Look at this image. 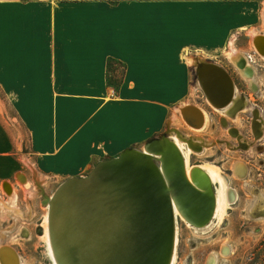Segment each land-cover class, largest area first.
Segmentation results:
<instances>
[{
    "label": "crops",
    "instance_id": "crops-1",
    "mask_svg": "<svg viewBox=\"0 0 264 264\" xmlns=\"http://www.w3.org/2000/svg\"><path fill=\"white\" fill-rule=\"evenodd\" d=\"M262 4L0 0V91L19 126L15 133L0 124V193L7 197L6 180L17 194L18 180L31 181L33 169L75 175L102 151L148 139L183 99L182 87L192 78L197 86L186 56L216 58L231 76L230 47L249 63L264 35ZM111 60L122 64L120 75L109 71ZM254 78L264 86V72ZM23 145L30 151L24 160L8 154Z\"/></svg>",
    "mask_w": 264,
    "mask_h": 264
},
{
    "label": "rangeland",
    "instance_id": "rangeland-1",
    "mask_svg": "<svg viewBox=\"0 0 264 264\" xmlns=\"http://www.w3.org/2000/svg\"><path fill=\"white\" fill-rule=\"evenodd\" d=\"M262 2L261 24L264 31V0ZM220 56L218 59L228 60L224 56ZM226 56L228 57L227 53ZM258 56L262 57L263 55ZM186 58L188 62V59L193 56L190 54ZM208 60L215 62L217 59ZM255 60L256 63H261L256 56ZM231 62L235 64L230 59L226 65L232 72V78L235 79L237 92L244 93L245 87L239 75V68ZM108 64L109 71L115 73L116 76L123 72L121 63L111 60ZM251 65L255 66V64ZM112 81H116L113 79V75ZM188 84V86L182 87L185 90L183 99L171 105L161 129L148 139L130 145L128 143L118 150L102 151L101 156L93 165L85 167L75 175L36 176V170L33 169L34 177L32 182L30 181L33 184L32 188L23 189L18 182L21 187L17 186V194L15 191L13 202L0 193V245L6 244L15 248L27 264H52L45 239V217L48 207L44 203V197L52 196L67 179L86 176L100 161L118 157L127 148L143 151L145 142L164 134H168L166 137L169 138L170 129L176 128L184 136L201 138L200 150L190 152L191 166L203 164L217 168L239 197L238 199L236 197L237 201L235 200L230 205L220 221L213 218L202 229H194L187 225L185 220L176 216L174 233L178 240L172 248L175 253L173 264H207L210 254H215L214 264H264V217L254 218L248 212L249 204L254 198L253 194H258L256 191L259 190L264 194V89L262 97H256L253 93L248 97L250 100L246 97L248 99L246 107L231 117L215 111L205 103L206 101L193 78ZM116 88L117 86L114 85L113 89L116 90ZM185 103H197L196 105L200 104L199 106L202 105L206 110L208 117L202 130L192 131L179 119L178 108ZM254 108H260L261 113L259 111L253 113L250 132L249 120ZM0 124L9 127L15 133L19 132V126L1 91ZM233 127L239 133L236 132L232 135L230 131ZM29 152V149L23 145L22 148L13 147L8 154L15 159L19 157L24 160ZM3 154L5 153L0 152V156ZM155 158L153 162L157 165L158 162H155ZM239 161L247 165V167L245 165V175L244 173L238 175L234 173L235 166ZM215 185L213 183L214 188H216ZM223 244L229 245L228 254L221 253Z\"/></svg>",
    "mask_w": 264,
    "mask_h": 264
},
{
    "label": "water",
    "instance_id": "water-1",
    "mask_svg": "<svg viewBox=\"0 0 264 264\" xmlns=\"http://www.w3.org/2000/svg\"><path fill=\"white\" fill-rule=\"evenodd\" d=\"M210 64L195 67V77L199 79L200 69ZM231 130L232 135L237 132ZM166 136L144 144L163 155L155 162L162 164L164 178L153 160L135 158L127 148L58 188L51 213L60 264H165L172 233L165 181L190 222L200 226L209 222L213 198L186 181L181 154ZM4 247L11 250L2 246L0 251Z\"/></svg>",
    "mask_w": 264,
    "mask_h": 264
},
{
    "label": "bare ground",
    "instance_id": "bare-ground-1",
    "mask_svg": "<svg viewBox=\"0 0 264 264\" xmlns=\"http://www.w3.org/2000/svg\"><path fill=\"white\" fill-rule=\"evenodd\" d=\"M251 31V30H250ZM252 39H256L258 35L254 32H250ZM258 34V33H257ZM261 39L257 46V50L260 51L261 55L264 53V36L261 35ZM263 38V39H262ZM253 43V42H252ZM262 48V49H261ZM228 57L238 66L242 77H244L247 81H249L250 87L254 89V80H252L249 71V63L243 64V58L239 55L236 50L229 49L227 50ZM264 58V55L262 56ZM188 62L194 65L195 67L203 64L210 65L203 67L200 69V76L199 79L196 77L197 85L202 93L203 98L205 99L206 103L214 109L215 111L225 115L233 117L239 111L243 110L248 103V99L242 95L241 93L237 92V88L232 76L228 73V71L223 68L219 63L205 60L200 56H196L193 58L188 59ZM242 62V63H240ZM218 66V67H217ZM223 68L222 70L220 68ZM251 68V67H250ZM179 112V119L182 123L192 131H200L205 127L207 122V112L206 110L199 105L185 103L178 108ZM235 133V131H234ZM169 138L170 140L178 149L179 153L182 157V170L183 175L186 181L196 190L199 192L211 195L214 201L213 210L211 213V219L209 222L203 226L194 224L190 222L187 217H185L183 211L179 208L176 204L168 182L165 181L166 191H167V198H168V207L171 212V242L169 247V253L165 260V264H173L175 259V253L172 250L173 246L177 244V236L174 233L175 227V218L176 216L180 217L181 219L185 220L187 225L194 229H202L207 226L213 218L218 219L219 221L223 218L224 214L227 212V209L230 205L236 200L237 194L235 190L228 184L226 178H224L220 171L213 167L212 165H195L191 166L189 155L192 150H200L201 146V138L199 137H188L181 134L178 129L171 128ZM165 140V139H163ZM203 145V144H202ZM245 148V146H244ZM138 150H129L131 156L135 158H141L138 155L147 156V160H153L155 157L163 158L162 154L153 153L147 149L145 146L143 151ZM119 157V156H118ZM144 158V157H142ZM237 163V162H236ZM244 170V164L242 162H238L235 166L234 173L236 175L242 173ZM158 171L161 176L164 178V170L162 164L158 167ZM23 177V175H22ZM21 177V178H22ZM20 179V178H19ZM5 185L3 187L4 193H6L7 197L13 202L15 199V188L12 184L5 180ZM20 185H22L23 189L29 190L32 188V183L29 180L20 179L18 180ZM213 183L216 184V188L213 187ZM211 188V190H209ZM58 190V189H57ZM56 190V192H57ZM52 196L44 197L48 211L45 217L46 220V228H45V239H46V247L48 256L52 262V264H60L58 261V255L56 252V247L53 242V235H52V205L55 203L53 200L55 197V193ZM258 194H253L254 198L251 200L248 212L250 216L256 217H264V194L262 192L256 191ZM150 227V223L146 227ZM177 232V231H176ZM6 244H1L0 248ZM10 249L4 247L5 249L0 251V264H27L23 257L18 253L15 248ZM15 250V253H13ZM230 251L228 244H223L221 246V253L228 254ZM215 263V254H210L208 256L207 264H214Z\"/></svg>",
    "mask_w": 264,
    "mask_h": 264
},
{
    "label": "flooded vegetation",
    "instance_id": "flooded-vegetation-1",
    "mask_svg": "<svg viewBox=\"0 0 264 264\" xmlns=\"http://www.w3.org/2000/svg\"><path fill=\"white\" fill-rule=\"evenodd\" d=\"M262 34H260V36H261ZM262 36H264V35H262ZM259 39H261V38H259ZM259 39H257L258 40V43L260 42V40ZM261 47V46H260ZM262 49V48H261ZM255 53H256V57H258V58H263V57H261V56H258V55H261V53H260V51L259 50H255ZM240 63H242V62H240ZM243 64H245V61L243 60ZM234 66H235V64H233ZM255 65L256 66H252L251 64H250V67H249V71H250V76L253 78V80H254V90H252V88L250 87V84H249V81H247L246 79H244L243 77H242V74L239 72V75H240V77H241V79L243 80V85H244V87H245V90H243V92L244 93H242V94H244V96L245 97H250V96H252V93L253 94H255V96L256 97H262L263 96V93H262V91H263V89H264V86L260 83V81H258V80H256L254 77H256V76H260V75H262V73L264 72V64H263V66H260V63H256V60H255ZM239 71V70H238ZM233 77V76H232ZM234 79V78H233ZM234 82H235V79H234ZM235 84H236V82H235ZM236 86H237V84H236ZM249 99V98H248ZM250 100V99H249ZM256 111H259L260 113H261V109L260 108H254L252 111H251V117H250V120H249V128H250V132H251V126H252V116H253V113L254 112H256ZM257 121V120H256ZM233 128H235V127H233ZM237 133H239V131L237 130ZM239 197V196H238ZM238 197H237V199H238ZM237 201V200H236ZM19 253V252H18Z\"/></svg>",
    "mask_w": 264,
    "mask_h": 264
},
{
    "label": "built area",
    "instance_id": "built-area-1",
    "mask_svg": "<svg viewBox=\"0 0 264 264\" xmlns=\"http://www.w3.org/2000/svg\"><path fill=\"white\" fill-rule=\"evenodd\" d=\"M255 54L253 52V54L247 55V58L246 59L249 61L250 64H255Z\"/></svg>",
    "mask_w": 264,
    "mask_h": 264
},
{
    "label": "snow or ice",
    "instance_id": "snow-or-ice-1",
    "mask_svg": "<svg viewBox=\"0 0 264 264\" xmlns=\"http://www.w3.org/2000/svg\"><path fill=\"white\" fill-rule=\"evenodd\" d=\"M0 7H2V6H0Z\"/></svg>",
    "mask_w": 264,
    "mask_h": 264
}]
</instances>
